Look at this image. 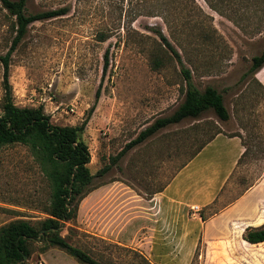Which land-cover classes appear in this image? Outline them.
<instances>
[{"label": "rangeland", "instance_id": "rangeland-1", "mask_svg": "<svg viewBox=\"0 0 264 264\" xmlns=\"http://www.w3.org/2000/svg\"><path fill=\"white\" fill-rule=\"evenodd\" d=\"M210 1L222 13L204 0L26 1V13L59 7L67 11L28 25L9 59L12 101L18 106L41 105L57 125L79 124L93 104L80 136L88 147L91 174L154 118L171 113L182 99L180 64L154 34L156 29L178 53L191 83L198 90L208 85L220 92L229 114L222 121L207 110L196 119L167 125L127 149L105 174L94 176L93 188L84 195L91 198L94 189L103 187L101 195L110 197L97 216L108 220L112 208L124 210L125 200L148 198L162 188L215 130L239 136L247 150L214 203L197 212L201 220L264 175V88L250 74L240 78L250 57L264 47V0ZM147 10L164 11L167 22L157 15L140 14ZM10 22L0 7V54L12 36ZM100 32L107 34L102 41ZM1 74L0 64V96ZM48 196L47 183L27 150L17 144L0 147V224L17 217L32 222L42 218ZM133 208L142 209L140 204ZM187 211L190 221L183 219L180 225L198 231L191 210ZM81 217L65 223L60 234L93 258L105 264H157L155 253L147 256L139 247L94 236L92 210ZM263 219L264 212L252 224ZM155 223L147 225L151 228ZM133 225L134 243L145 228L138 221ZM232 227L236 231L232 236L210 237L201 234L202 227L192 253L188 260L182 256L181 264H264V244L243 243V231L238 234V226ZM38 245L33 244L26 264H79L54 247L39 252ZM167 256L175 261L176 254Z\"/></svg>", "mask_w": 264, "mask_h": 264}, {"label": "trees", "instance_id": "trees-1", "mask_svg": "<svg viewBox=\"0 0 264 264\" xmlns=\"http://www.w3.org/2000/svg\"><path fill=\"white\" fill-rule=\"evenodd\" d=\"M26 1L0 0V7L11 18L10 29L12 33L6 51L0 54V64L2 66L0 147L14 144L23 146L45 179L49 188V196L48 203L43 208L45 216L42 218L32 222L29 219L17 217L0 224V264H26L25 261L30 257L35 242L39 243L36 247L39 252L49 247H54L72 257L79 264H105L93 258L80 247L69 243L66 236L60 234L65 223H70L74 220L79 200L93 188L92 180L94 176H102L105 174L111 166L116 164L120 156L127 149L142 142L167 125L178 123L186 118L196 119L207 110H210L222 121L227 120L229 114L223 105L220 92L208 85L204 86L202 90H198L191 83L189 70L183 67L178 53L172 48L160 30L156 29L154 34L158 36L180 64V73L184 80L182 99L171 113L154 118L149 124L139 130L132 139L125 143L116 154L108 156L107 163L99 168L95 174H91L87 166L90 158L88 147L80 136L89 114L93 109V104L79 124L57 125L49 121V117L43 112L41 105L36 107L18 106L12 101L11 87L8 81L9 59L17 44L25 35L28 25L34 21L64 15L67 11L66 7H59L34 13H26L24 9ZM219 1L229 3V0ZM204 2L208 7L218 12L220 11L216 4H213L210 0H204ZM220 13L222 12L220 11ZM140 14L148 16L157 15L164 22H167V16H165L164 11L154 12L153 10H147ZM98 37L102 41L107 37V34L100 32ZM103 57V66L105 68L106 51ZM263 63L264 47L258 54L250 57L249 66L241 74L240 78L243 79L248 74L253 77L254 72ZM98 92L99 90H96L95 100ZM218 132L220 130H215L212 135L205 139L189 155L188 159ZM229 135L233 136L235 134ZM241 144L243 151L240 153L236 165L246 154L247 150L245 144L243 142ZM159 190H153L150 194ZM263 212L264 203H260L259 216L254 220L247 221L253 223L261 217ZM234 227H230L231 236L236 233ZM67 231H70L69 226H67ZM241 238L249 244L263 242L264 224L259 226H245Z\"/></svg>", "mask_w": 264, "mask_h": 264}, {"label": "crops", "instance_id": "crops-1", "mask_svg": "<svg viewBox=\"0 0 264 264\" xmlns=\"http://www.w3.org/2000/svg\"><path fill=\"white\" fill-rule=\"evenodd\" d=\"M253 77L264 88V63L254 72ZM242 151L239 136L218 132L186 160L159 191L150 194L148 198L138 196L135 200H125L124 210L112 208L111 216L105 220L103 215L97 216V211L111 199L101 195L104 188L100 187L94 189L93 197L84 196L79 200L75 216L82 219L86 210H92L94 236L124 246L139 247L147 256L155 253L157 264H164L163 261L169 258L167 253L172 252L176 254L175 261L169 258L167 264H181L182 256L188 260L192 253L198 231L202 227L201 234L210 237L230 236L232 225L238 226V234H241L245 226L264 224V219L257 224L247 221L259 216V204L264 203V175L248 191L213 211L207 219L201 220L199 213H190L194 225H199L198 231L195 226L189 228L181 226L179 222L183 219L190 221L187 215L190 206L197 205L201 210L214 203ZM137 204L142 208L140 212L134 211L133 207ZM133 221L140 222L141 229L145 228L141 231L139 240L134 243L133 234L137 229L134 230ZM148 221L156 223L150 228ZM240 239L249 244L241 237ZM261 243L264 241L257 244Z\"/></svg>", "mask_w": 264, "mask_h": 264}, {"label": "built area", "instance_id": "built-area-1", "mask_svg": "<svg viewBox=\"0 0 264 264\" xmlns=\"http://www.w3.org/2000/svg\"><path fill=\"white\" fill-rule=\"evenodd\" d=\"M70 110L72 111V108H70ZM189 209L191 210L192 215L199 211V207L197 205H192L189 207Z\"/></svg>", "mask_w": 264, "mask_h": 264}]
</instances>
